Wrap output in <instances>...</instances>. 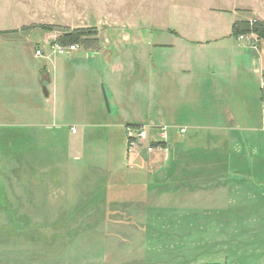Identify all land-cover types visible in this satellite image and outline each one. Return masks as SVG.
I'll return each mask as SVG.
<instances>
[{
	"label": "rangeland",
	"instance_id": "obj_1",
	"mask_svg": "<svg viewBox=\"0 0 264 264\" xmlns=\"http://www.w3.org/2000/svg\"><path fill=\"white\" fill-rule=\"evenodd\" d=\"M252 13L264 18V0H0V33L7 32L0 34V72L16 76L23 69L43 67L47 64L45 60L34 59L38 46L44 48V57L58 63L50 65L52 75L55 73L50 109H45L40 118L29 120L12 113L3 121L15 126L31 122L35 127L0 129L4 149L8 148L6 140L10 138L27 141L26 137L38 134L44 138L45 153L50 157L51 186L64 189L58 196L65 205L67 226L62 228L65 236L55 245L57 252L52 251L48 257L49 264L204 262L202 235L176 236L171 232L174 227L168 226L183 219L179 223L188 224H181L180 229L193 231L189 224L200 225L203 221V199L188 201L189 207H156L155 201L143 215L135 209L132 212L135 218L140 220L142 216L148 222L145 239L135 236L137 229L123 232V226L109 228L106 214L110 202L137 196L140 190L156 185L146 177L150 158L155 156L127 153L124 128L127 122L153 126L165 120L168 125H160L188 127L186 134L193 138L199 132L210 134L193 127L208 123L210 114L218 115L220 109H231L237 114L236 98L229 95L238 92L231 90L230 82L225 79L222 82L223 98L209 88L214 84L212 71L194 69L195 88L183 93L179 71L208 56V52L198 44H189L186 38L196 40L230 33L239 14ZM256 20L264 22L260 19L250 22ZM77 29L89 31L85 35H90L92 48L85 47V35H78V40L68 41L80 47L76 53L69 56L51 53L48 46L56 36L72 34ZM21 36H32V41L15 42ZM241 36L257 43L264 41L253 33ZM246 85L245 101L257 121L261 112H257L254 101L256 86L252 81ZM8 87L13 97L22 89L17 83ZM44 121L49 124L48 129L36 127ZM173 132L169 128L170 146ZM257 132L260 134L241 131L243 137L264 138L261 131ZM30 144L42 149L39 146L42 142ZM56 175L60 179H55ZM193 181V186L202 184L200 177ZM124 206L129 207V203L119 207L126 210ZM132 207L141 208L137 203ZM37 244L46 249V242ZM26 248L40 253L33 243L4 240L0 243V264L31 263L32 258L22 261L24 258L19 255Z\"/></svg>",
	"mask_w": 264,
	"mask_h": 264
},
{
	"label": "crops",
	"instance_id": "obj_2",
	"mask_svg": "<svg viewBox=\"0 0 264 264\" xmlns=\"http://www.w3.org/2000/svg\"><path fill=\"white\" fill-rule=\"evenodd\" d=\"M255 19L264 20L257 13H252L247 16L239 14L236 21ZM233 24L231 32L224 35L203 36L196 40L186 38L189 44H198L201 50L208 52V56L182 68L179 83H183V93L193 91L196 81L193 78L194 69H209L214 78L210 89H215L224 98L222 82L225 79L231 83L233 92L237 90L238 94L229 95L236 98L234 107L237 114L231 109H220L218 115L210 114L208 123L193 125L195 129L207 130L210 134L199 132L193 138L188 137L187 132L186 136L179 134L176 129L178 125L171 126V123L170 128L174 130L170 135V140L173 137L171 146L169 141L168 151L152 154L155 157L150 158L145 168L147 179L156 185L140 190L137 196L110 202L114 205L108 207L106 214L109 228L123 226V232L137 229L135 236L145 239L148 222L142 216L140 220L135 218L132 214L135 209L142 211L143 215L148 205L155 201L156 207H189L188 201L203 199V221L200 225L189 224L193 231L180 229L181 224H188L179 223L183 219L168 225L174 227L171 232L176 236L191 233L193 236L197 233L202 235V264H264V138L243 137L241 133L260 134L257 131H261L264 134V41L256 45L238 41L232 34ZM26 41H32V36H21L15 40ZM34 59L45 60L47 64L40 69H23V73L16 76H6V72H0V129L9 126L35 127L31 122L15 126L3 121L12 113L29 120L40 118L41 113L49 108L52 97L50 88L55 81V73L52 75L50 65L58 63L46 57L38 59L35 53ZM250 81L256 86L254 101L257 112H261L257 121H254L250 104L245 101L248 96L245 93L248 92L246 84ZM6 82L21 84L22 89L15 93V97ZM166 123L163 120L160 124ZM160 124L153 125L162 126ZM125 125L144 124L127 122ZM48 126L44 121L36 127L48 129ZM26 138L29 140L10 138L6 140L8 148L4 149L0 137V243L4 240L33 243L40 253L26 248L19 254L24 258L21 260L32 258L34 262L31 260L29 264H45L50 253L57 252L56 243L65 236V230L62 231L67 226L65 205L61 204L58 196L64 189L51 186L50 157L45 153V139L39 134ZM32 142L36 145L42 142L39 144L42 149H35L30 144ZM128 160L134 162L129 156ZM130 165L128 170L131 169ZM199 177L202 184L193 186V180ZM54 178L60 179V176ZM128 203L129 207L124 206L126 210H121L119 206ZM135 203L141 208H133ZM160 220L163 222L165 219L161 216ZM165 223L168 224L167 221ZM111 235L118 237L113 233ZM37 242H46V249ZM47 262L49 264V260Z\"/></svg>",
	"mask_w": 264,
	"mask_h": 264
},
{
	"label": "built area",
	"instance_id": "obj_3",
	"mask_svg": "<svg viewBox=\"0 0 264 264\" xmlns=\"http://www.w3.org/2000/svg\"><path fill=\"white\" fill-rule=\"evenodd\" d=\"M59 37H55L54 41L48 46L51 53L59 56H69L76 53L80 47L76 44L63 45L58 42ZM240 41L248 42L252 45H256L257 41H248V38L244 36L238 37ZM37 58L45 56V51L40 46L35 51ZM125 132L127 136V153H147L153 154L156 152L167 151V144L169 140V128L168 126H151V125H125ZM179 134L183 135L187 130L183 127H176ZM75 133L76 130L72 129Z\"/></svg>",
	"mask_w": 264,
	"mask_h": 264
},
{
	"label": "trees",
	"instance_id": "obj_4",
	"mask_svg": "<svg viewBox=\"0 0 264 264\" xmlns=\"http://www.w3.org/2000/svg\"><path fill=\"white\" fill-rule=\"evenodd\" d=\"M44 30H51L49 28H43ZM89 31L85 30V29H77L72 31V34H63L61 36H59L58 38V42L60 44L63 45H71V44H75V43H70L68 41H73L78 40L80 38V36H84L85 33H87ZM7 32H1L0 34H6ZM245 33H253L256 34L260 39L264 40V22L261 21H254V22H250V21H236L233 24V29H232V34L233 36H235L236 38L240 37L241 35L245 34ZM80 35V36H78ZM87 39L86 40V48H92L91 44H89V42H91L90 39V35H85Z\"/></svg>",
	"mask_w": 264,
	"mask_h": 264
},
{
	"label": "water",
	"instance_id": "obj_5",
	"mask_svg": "<svg viewBox=\"0 0 264 264\" xmlns=\"http://www.w3.org/2000/svg\"><path fill=\"white\" fill-rule=\"evenodd\" d=\"M105 101H106L107 109L110 112V105H109V101H108L106 95H105Z\"/></svg>",
	"mask_w": 264,
	"mask_h": 264
}]
</instances>
